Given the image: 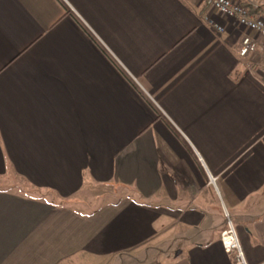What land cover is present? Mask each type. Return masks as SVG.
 <instances>
[{"label": "crops", "instance_id": "crops-1", "mask_svg": "<svg viewBox=\"0 0 264 264\" xmlns=\"http://www.w3.org/2000/svg\"><path fill=\"white\" fill-rule=\"evenodd\" d=\"M263 53L199 0H0V264H235L225 212L264 264Z\"/></svg>", "mask_w": 264, "mask_h": 264}, {"label": "built area", "instance_id": "built-area-1", "mask_svg": "<svg viewBox=\"0 0 264 264\" xmlns=\"http://www.w3.org/2000/svg\"><path fill=\"white\" fill-rule=\"evenodd\" d=\"M203 4H209L212 8L230 19L236 20L239 25L248 31L255 32L264 38V16L255 17L250 14L249 10L238 0H199ZM219 32H224L222 25L209 21ZM258 42L249 34H245L241 40L239 55L245 59H252L258 54ZM253 66L260 68L264 73V53L260 63ZM226 223L221 233V242L227 253L234 254L235 264H248L244 249L240 243L237 228L228 212H225Z\"/></svg>", "mask_w": 264, "mask_h": 264}, {"label": "rangeland", "instance_id": "rangeland-1", "mask_svg": "<svg viewBox=\"0 0 264 264\" xmlns=\"http://www.w3.org/2000/svg\"><path fill=\"white\" fill-rule=\"evenodd\" d=\"M242 1H244V0H242ZM14 181L15 180L13 179L11 181H8L4 185H10ZM17 181L20 182L19 180H17ZM16 184L18 185V183H16ZM21 188H22L21 186H18L17 189H21ZM111 189L112 188H96V189L91 190L90 193H85L83 195L81 194L79 197L82 198V199L84 198L83 200H85L86 206L93 205L95 202L96 203H102V201H105L107 199V197H105V195L103 196L102 194L103 193H105V194H112ZM125 192H126V190H124L121 194H123ZM113 195L114 196H117L116 194H113ZM153 254H154V252L153 251H150L148 254L142 255L140 258H136L137 260H135L133 258L132 259L127 258V256H121L120 258L117 259V261H116L115 264H132V262H134V261H140V262H142V264H149L151 262V260H152V259H150V257L153 256ZM63 264H74V263H71L70 262V259H68ZM82 264H108V263H104L101 260H96V261H85Z\"/></svg>", "mask_w": 264, "mask_h": 264}, {"label": "trees", "instance_id": "trees-1", "mask_svg": "<svg viewBox=\"0 0 264 264\" xmlns=\"http://www.w3.org/2000/svg\"><path fill=\"white\" fill-rule=\"evenodd\" d=\"M244 6L249 10L250 14L255 16V17H260V16H264V6H255L253 4H244ZM13 180L12 178H0V190H4V191H10L11 189H17L19 185H17V182H12L10 185H4L6 184L8 181ZM125 190V187L123 186H119V188L117 189V191L115 192V194L119 197L121 196V193ZM24 194L25 196H29L31 194L32 195H37L39 194L41 197L43 196L42 193H37L36 191H31V190H24ZM37 195V196H39ZM48 196L47 194H45L43 197Z\"/></svg>", "mask_w": 264, "mask_h": 264}]
</instances>
